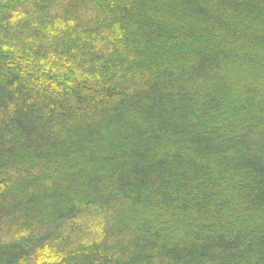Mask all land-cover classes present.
Here are the masks:
<instances>
[{"label":"trees","instance_id":"obj_1","mask_svg":"<svg viewBox=\"0 0 264 264\" xmlns=\"http://www.w3.org/2000/svg\"><path fill=\"white\" fill-rule=\"evenodd\" d=\"M0 264H264V0H0Z\"/></svg>","mask_w":264,"mask_h":264}]
</instances>
